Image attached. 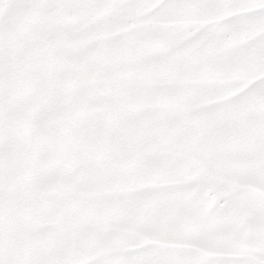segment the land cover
Segmentation results:
<instances>
[{"label": "snow or ice", "instance_id": "6c2138e0", "mask_svg": "<svg viewBox=\"0 0 264 264\" xmlns=\"http://www.w3.org/2000/svg\"><path fill=\"white\" fill-rule=\"evenodd\" d=\"M0 264H264V0H0Z\"/></svg>", "mask_w": 264, "mask_h": 264}]
</instances>
